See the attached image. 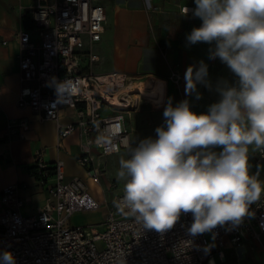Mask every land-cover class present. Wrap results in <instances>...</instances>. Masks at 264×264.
<instances>
[{
    "label": "built area",
    "instance_id": "1",
    "mask_svg": "<svg viewBox=\"0 0 264 264\" xmlns=\"http://www.w3.org/2000/svg\"><path fill=\"white\" fill-rule=\"evenodd\" d=\"M105 1L35 0L29 9H23V27L15 34L21 83L18 107L32 109L41 121H54L59 145L79 131L76 161L95 183L101 182L104 172L98 157L128 148L131 129L126 115L143 98L142 92L129 93L133 80L126 74L94 70L99 56L93 45L104 31ZM26 17L35 28L25 27ZM53 77L79 82L80 90L58 103ZM169 78L181 87L184 75L173 68ZM69 109L71 120L65 122ZM28 125L27 118L9 120L5 138L23 137ZM254 158L257 165L264 163V149ZM35 173L47 195L36 213H24L21 184L6 186L1 195L0 253L10 251L16 264H218L216 257L221 264H247L248 253L263 245L264 194L251 206L254 215L240 225L218 226L191 237L187 233L191 213L181 215L163 234L143 231L131 215L117 212L114 201L123 196L118 184L112 185L113 196L97 198L83 177L67 175L65 161L50 164L42 151L35 157ZM99 211L103 212L99 223L72 225L78 212ZM227 249L234 251L232 260Z\"/></svg>",
    "mask_w": 264,
    "mask_h": 264
},
{
    "label": "clouds",
    "instance_id": "2",
    "mask_svg": "<svg viewBox=\"0 0 264 264\" xmlns=\"http://www.w3.org/2000/svg\"><path fill=\"white\" fill-rule=\"evenodd\" d=\"M186 9L202 23L186 35L189 45H210L209 59L219 58L236 82H218L220 99L207 112L192 111L188 99L164 108V123L129 144L117 179L123 196L114 201L120 214L131 215L142 230L165 233L181 215L191 213V237L218 226L240 225L253 216L264 181L250 173L249 151L264 149V0H194ZM185 93L209 86L208 65L185 71ZM57 102L75 95L79 82L52 78ZM215 149H220L216 151ZM0 264H16L10 251Z\"/></svg>",
    "mask_w": 264,
    "mask_h": 264
},
{
    "label": "crops",
    "instance_id": "3",
    "mask_svg": "<svg viewBox=\"0 0 264 264\" xmlns=\"http://www.w3.org/2000/svg\"><path fill=\"white\" fill-rule=\"evenodd\" d=\"M34 1L0 0V208L3 189L18 183L22 185L20 193L26 200L24 213L27 214L36 213L47 197L35 173V157L39 151L43 152L45 161L50 164L59 159L65 161L67 175L83 177L89 183L92 195L97 198L104 192L113 196L115 193L110 190L111 183L118 181L116 176L109 180L105 175L99 183L100 191L95 192L93 186L97 183L87 176L85 169L76 161L80 152L79 131L73 132L59 145L54 121H41L32 109H21L17 105L21 83L19 45L15 34L23 27V9H29ZM104 5V31L101 40L93 45V52L99 56L95 66L99 64L101 70L96 71L95 66L94 70L97 73L120 72L133 82L150 78L164 83L163 104H153L144 99L148 104L142 103L126 115V124L131 129L129 144L134 146L144 138H155V129L164 123L163 111L170 98L173 106L188 99L192 111L203 113L220 99L218 82H236L235 76L219 58L209 59L210 45L187 43L186 35L202 23L191 12L184 15L187 8H195L194 0H106ZM4 41L7 43L4 44ZM200 61L208 65L209 86L198 84L197 98L196 93L186 95L185 79L178 87L169 76L173 68L185 75L190 65L198 67ZM71 113L70 109L65 112V122L71 120L68 116ZM20 118L29 120V125L23 130L24 136L8 141L5 126L9 120ZM260 150L249 151L250 173H258L259 179L264 181V163L257 165L254 158ZM124 151L129 158L127 148L121 152ZM103 157L99 156L98 161L107 172L109 168L104 166ZM75 167L81 171V175ZM226 253L229 260L234 258L233 250L227 249ZM246 262L264 264V238L263 245L248 253Z\"/></svg>",
    "mask_w": 264,
    "mask_h": 264
},
{
    "label": "rangeland",
    "instance_id": "4",
    "mask_svg": "<svg viewBox=\"0 0 264 264\" xmlns=\"http://www.w3.org/2000/svg\"><path fill=\"white\" fill-rule=\"evenodd\" d=\"M95 70L96 71H100L101 70V66L99 64L96 65L95 66ZM142 103L148 104V103H145V100L143 98H140L138 107ZM149 105H150V103H149ZM121 158L127 159V157L125 156V151L124 152H119L117 154H112V155H109V156H105V157L102 158V162H103L104 166L108 167L109 169L106 172V169L104 168V172H103V175H102L101 179H103L105 177V175L109 178V180L113 179L114 176L117 177V171L119 169V161H120ZM75 170H76V172H78L81 175V171L78 168L75 167ZM113 184H118V188L119 189H123L124 181H122V180H118V181L117 180H113V182L111 183L110 190L113 191V193H116L115 189H113V187H112ZM100 188L101 187H100L99 183H97L96 185L93 186V189L95 190V192H99ZM95 192H93V194H95ZM103 195L110 196L109 193H106V192H104ZM102 218H103V212L102 211H99V212H78L76 215H74L72 217L71 222H72V225H74V226L91 225V224L99 223L100 221H102ZM209 238L211 239L210 236H209ZM216 258H217L218 264H221L219 258L218 257H216Z\"/></svg>",
    "mask_w": 264,
    "mask_h": 264
},
{
    "label": "bare ground",
    "instance_id": "5",
    "mask_svg": "<svg viewBox=\"0 0 264 264\" xmlns=\"http://www.w3.org/2000/svg\"><path fill=\"white\" fill-rule=\"evenodd\" d=\"M140 81H134L130 87L127 89L129 90V93H140L142 92V96L144 99H150L154 101L155 103H161L164 101L163 95L165 93L164 91V83L161 80L157 79H151L146 78L145 80ZM157 83H155V82ZM166 88V87H165Z\"/></svg>",
    "mask_w": 264,
    "mask_h": 264
},
{
    "label": "trees",
    "instance_id": "6",
    "mask_svg": "<svg viewBox=\"0 0 264 264\" xmlns=\"http://www.w3.org/2000/svg\"><path fill=\"white\" fill-rule=\"evenodd\" d=\"M24 25L26 28H35L34 23L32 22V20L29 17H26L24 19Z\"/></svg>",
    "mask_w": 264,
    "mask_h": 264
}]
</instances>
